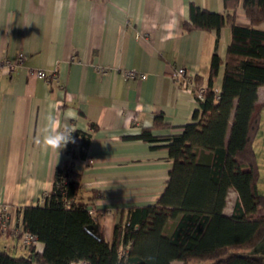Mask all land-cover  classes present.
Masks as SVG:
<instances>
[{
    "label": "crops",
    "instance_id": "obj_1",
    "mask_svg": "<svg viewBox=\"0 0 264 264\" xmlns=\"http://www.w3.org/2000/svg\"><path fill=\"white\" fill-rule=\"evenodd\" d=\"M241 3L236 23L249 26ZM190 4L225 12L223 0H0V61L24 57L14 71L0 69V205L9 207L11 227L21 223L25 206L43 204L55 168L71 160L64 146L45 139L49 117L51 133L67 125L92 134L87 159L75 160L73 169L91 214L103 212L108 241L124 210L156 203L172 160L165 143L130 137L143 129L158 137L180 133L198 108L195 90L171 77L183 67L205 79L215 50L216 32L184 29ZM230 39V28H222V60ZM38 70L56 77L47 83ZM127 70L146 78L124 79ZM222 74L221 66L217 90ZM257 96L253 148L264 194V86ZM159 114L167 126L153 128ZM236 201L229 190L226 215ZM43 247L37 242L35 251ZM0 248L29 252L10 234L0 233ZM252 253L264 258V239Z\"/></svg>",
    "mask_w": 264,
    "mask_h": 264
},
{
    "label": "trees",
    "instance_id": "obj_2",
    "mask_svg": "<svg viewBox=\"0 0 264 264\" xmlns=\"http://www.w3.org/2000/svg\"><path fill=\"white\" fill-rule=\"evenodd\" d=\"M223 1V14L190 4L184 23L186 31L216 32L208 75L194 78L195 95L197 88L203 92L191 122L169 136L143 129L130 137L165 143L172 160L156 203L124 210L108 241L103 212L89 213L91 204L83 200L73 169L75 160L87 159L92 134L71 131L75 142L65 147L71 160L55 168L43 204L22 209V228L43 244L42 252L30 247L27 255H13L0 248V264H264L251 253L264 239V194L253 148L259 130L257 90L264 86V0H242L249 26L236 23L239 0ZM224 27L231 39L222 60L217 47ZM154 120L153 128L167 126L160 114ZM229 190L237 201L226 215Z\"/></svg>",
    "mask_w": 264,
    "mask_h": 264
},
{
    "label": "built area",
    "instance_id": "obj_3",
    "mask_svg": "<svg viewBox=\"0 0 264 264\" xmlns=\"http://www.w3.org/2000/svg\"><path fill=\"white\" fill-rule=\"evenodd\" d=\"M24 61V57L20 54L15 60H2L0 61V69H6L8 72L14 71L18 66H20ZM36 75L39 79L44 80L47 83H51V80L55 79L56 73L52 72L48 74L44 70L36 71ZM174 81L177 82L180 86L187 88H196V83L193 76L189 75L185 68L177 67L172 76ZM124 79H145L146 76L138 74L135 71L127 70L123 73ZM196 97L202 98L203 88L196 89ZM91 214V211H89ZM0 233L1 234H10L13 238H17L20 241L22 248L29 249L30 247H35L37 244V238L35 235L25 231L22 228L21 223L19 225L10 226V209L6 205H0ZM75 264H88L86 261H79Z\"/></svg>",
    "mask_w": 264,
    "mask_h": 264
},
{
    "label": "clouds",
    "instance_id": "obj_4",
    "mask_svg": "<svg viewBox=\"0 0 264 264\" xmlns=\"http://www.w3.org/2000/svg\"><path fill=\"white\" fill-rule=\"evenodd\" d=\"M53 122V118L49 117V134L45 137L48 143H53L59 146L63 144L64 148L69 143H74L75 141L72 138V132L70 126H65L62 130L57 131L55 133L50 132V125Z\"/></svg>",
    "mask_w": 264,
    "mask_h": 264
},
{
    "label": "rangeland",
    "instance_id": "obj_5",
    "mask_svg": "<svg viewBox=\"0 0 264 264\" xmlns=\"http://www.w3.org/2000/svg\"><path fill=\"white\" fill-rule=\"evenodd\" d=\"M252 252H253V250L251 251V253ZM209 263H210L209 261H206V262H191L190 264H209ZM172 264H181V263L178 261H174Z\"/></svg>",
    "mask_w": 264,
    "mask_h": 264
}]
</instances>
